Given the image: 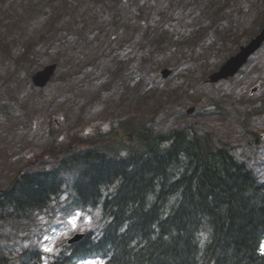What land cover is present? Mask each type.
I'll list each match as a JSON object with an SVG mask.
<instances>
[{"label":"rangeland","instance_id":"obj_1","mask_svg":"<svg viewBox=\"0 0 264 264\" xmlns=\"http://www.w3.org/2000/svg\"><path fill=\"white\" fill-rule=\"evenodd\" d=\"M50 1L0 0V189L24 169L57 166L47 156L53 145L75 142L83 147L88 137L105 132L116 119L149 112L151 101L141 104L135 93L121 101L127 76L140 74L150 86L166 87L152 121L158 132L192 124L213 135L216 142L234 145L236 157L247 160L264 178V116L247 119L245 115L251 102L264 101V45L233 79L212 84L205 78V73L258 32L264 20L262 7H255L260 0H228L232 6H222L223 13L217 15L210 6L203 12L195 5L186 9L183 4L189 0H136L138 9L125 0ZM116 13L121 15L118 22ZM214 20L244 28L241 43L221 41L220 34L211 30ZM199 23L208 28L200 39L172 46ZM163 27L178 38L172 36L174 42L160 48L146 47L151 60L144 63L142 45ZM25 51L28 56L22 58ZM116 62L125 67L116 69ZM51 63L58 64L54 80L36 87L32 75ZM165 67L173 69L167 78L160 74ZM146 87L139 90L141 95ZM199 92L216 103L196 97ZM191 106L196 110L187 116ZM256 134L262 135L259 143ZM67 175L65 191L37 212L32 222L1 221L0 245L15 255L22 246L34 243L44 250L43 264H48L56 246L75 233L101 228L105 219L100 207L62 209L75 200L68 188L75 172ZM79 264L102 261L88 259Z\"/></svg>","mask_w":264,"mask_h":264},{"label":"trees","instance_id":"obj_2","mask_svg":"<svg viewBox=\"0 0 264 264\" xmlns=\"http://www.w3.org/2000/svg\"><path fill=\"white\" fill-rule=\"evenodd\" d=\"M217 1L206 0L204 10L210 6L218 14L228 0ZM120 16L116 13V22ZM164 32L159 29L142 51L147 45L162 47L168 39ZM141 59L146 63L151 56ZM119 63L118 70L124 66ZM140 87V82L127 85L121 101L133 93L141 104L156 101L149 103V112L116 119L83 147L53 145L47 156L57 166L24 169L0 189V221L34 218L62 193L66 172H75L69 184L75 199L100 206L108 220L101 235L91 232L67 244L49 264H72L87 256L107 258L104 264H264V182L231 146L208 132L191 125L156 132L152 121L164 92L149 87L141 95ZM41 260L34 247L20 261L0 247V264Z\"/></svg>","mask_w":264,"mask_h":264},{"label":"water","instance_id":"obj_3","mask_svg":"<svg viewBox=\"0 0 264 264\" xmlns=\"http://www.w3.org/2000/svg\"><path fill=\"white\" fill-rule=\"evenodd\" d=\"M264 39V31L252 41V43L246 47L243 48L242 52L239 53L236 57H234L229 63L222 68V70L213 76H211L212 80H218L220 77L228 76L229 74H232L238 67H240L245 60L247 59L248 55L254 51L262 42ZM56 65H50L46 67L45 69L38 71L33 76V81L38 86H44L49 81L51 75L53 74L55 70ZM165 75L169 73V71H164ZM81 236H76L73 240L79 239Z\"/></svg>","mask_w":264,"mask_h":264},{"label":"snow or ice","instance_id":"obj_4","mask_svg":"<svg viewBox=\"0 0 264 264\" xmlns=\"http://www.w3.org/2000/svg\"><path fill=\"white\" fill-rule=\"evenodd\" d=\"M45 250L49 251V252L53 251V249H51V248H48V249H45ZM261 252H262V254H264V245H261Z\"/></svg>","mask_w":264,"mask_h":264},{"label":"bare ground","instance_id":"obj_5","mask_svg":"<svg viewBox=\"0 0 264 264\" xmlns=\"http://www.w3.org/2000/svg\"><path fill=\"white\" fill-rule=\"evenodd\" d=\"M149 120H150V118H149ZM193 140V139H192ZM199 140V139H198ZM187 141V140H186ZM200 141V140H199ZM156 142V141H155ZM160 219V218H159ZM163 219V218H162ZM204 261V260H203Z\"/></svg>","mask_w":264,"mask_h":264}]
</instances>
